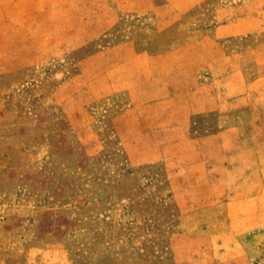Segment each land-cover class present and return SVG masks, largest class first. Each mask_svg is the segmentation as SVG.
<instances>
[{
	"label": "rangeland",
	"instance_id": "374dc122",
	"mask_svg": "<svg viewBox=\"0 0 264 264\" xmlns=\"http://www.w3.org/2000/svg\"><path fill=\"white\" fill-rule=\"evenodd\" d=\"M0 264H264V0H0Z\"/></svg>",
	"mask_w": 264,
	"mask_h": 264
}]
</instances>
